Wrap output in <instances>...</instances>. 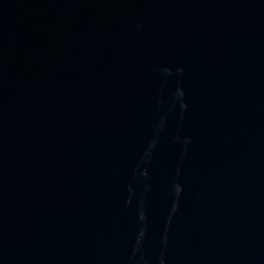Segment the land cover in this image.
<instances>
[{
	"label": "water",
	"instance_id": "1",
	"mask_svg": "<svg viewBox=\"0 0 264 264\" xmlns=\"http://www.w3.org/2000/svg\"><path fill=\"white\" fill-rule=\"evenodd\" d=\"M0 264H264V0H0Z\"/></svg>",
	"mask_w": 264,
	"mask_h": 264
}]
</instances>
